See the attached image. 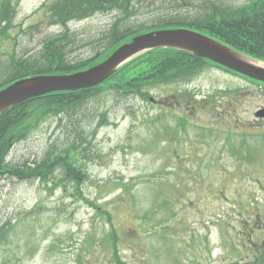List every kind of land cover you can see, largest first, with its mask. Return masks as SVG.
<instances>
[{"label":"rangeland","instance_id":"obj_1","mask_svg":"<svg viewBox=\"0 0 264 264\" xmlns=\"http://www.w3.org/2000/svg\"><path fill=\"white\" fill-rule=\"evenodd\" d=\"M254 1L131 0L126 19L111 9L70 20L72 57L93 56L116 19L141 28ZM57 2L12 0L10 27L0 23V81L12 55L38 54L63 32ZM263 106L264 86L209 67L48 115L7 162L75 153L82 177L57 168L45 181H0V264H264V120L254 114Z\"/></svg>","mask_w":264,"mask_h":264},{"label":"trees","instance_id":"obj_2","mask_svg":"<svg viewBox=\"0 0 264 264\" xmlns=\"http://www.w3.org/2000/svg\"><path fill=\"white\" fill-rule=\"evenodd\" d=\"M59 1L62 2H57L50 9L56 23L63 26V32L47 38L38 54L30 57L12 55L5 76L0 81V90L23 78L70 74L90 68L104 61L119 46L130 42L136 35L159 29L196 30L242 54L264 62V0H256L252 2L254 4L235 11H231L230 6L228 8L214 6L212 11L203 15L196 13L192 17L179 12L177 17H171L163 23L141 28L122 27L121 22L124 18L120 21L116 19L108 31L98 39L101 49L93 56L81 59L72 57L77 41L71 34L69 21L85 19L94 13L111 9L125 13L126 19L129 17L131 0ZM257 1L259 5L256 4ZM13 9L12 0H1L0 23L7 22L6 29L11 25ZM209 67L238 75L208 59L199 58L188 52L174 48H156L128 61L107 81L96 87L73 92H54L14 106L0 115V181L6 177L19 181L30 179L45 181L57 168H62L68 179L80 181L82 166L78 165L81 164V159L75 153L56 154L55 158L54 154L48 155L36 162L26 161L23 164H10L7 157L12 147L25 139L29 132L50 114H70L92 97L108 90L125 96L143 95L148 87L185 82ZM5 227L0 229V236L4 233ZM110 239L115 241L114 233Z\"/></svg>","mask_w":264,"mask_h":264},{"label":"water","instance_id":"obj_3","mask_svg":"<svg viewBox=\"0 0 264 264\" xmlns=\"http://www.w3.org/2000/svg\"><path fill=\"white\" fill-rule=\"evenodd\" d=\"M156 48H174L208 59L238 74L264 82V66L253 64L237 50L187 28L161 29L135 36L118 47L104 61L70 74H47L20 79L0 90V115L27 100L60 91H79L107 81L119 68L133 58ZM240 56V57H239ZM264 117V109L256 113Z\"/></svg>","mask_w":264,"mask_h":264},{"label":"flooded vegetation","instance_id":"obj_4","mask_svg":"<svg viewBox=\"0 0 264 264\" xmlns=\"http://www.w3.org/2000/svg\"><path fill=\"white\" fill-rule=\"evenodd\" d=\"M230 74H232V73H230ZM232 75L237 76V77H241V78L247 80V81L250 82V83H253V84H259L260 86H264V83H259V82L257 83V81L254 82V81H252V79L247 78V77L244 76V75H241V74H238V75L232 74ZM178 103H180V102H178ZM262 109H264V106H263V107H259V108L257 109V111L254 113L255 116H256V113H257L258 111L262 110ZM176 114H177V113H176ZM256 117H257V116H256ZM257 118L260 119V120H264V117H257Z\"/></svg>","mask_w":264,"mask_h":264},{"label":"bare ground","instance_id":"obj_5","mask_svg":"<svg viewBox=\"0 0 264 264\" xmlns=\"http://www.w3.org/2000/svg\"><path fill=\"white\" fill-rule=\"evenodd\" d=\"M240 57V56H239ZM242 59H244V60H246V61H248V62H251V63H253V64H257V65H261V66H264V65H262V63H260V62H257V61H254V60H251V59H249V58H243V57H241Z\"/></svg>","mask_w":264,"mask_h":264}]
</instances>
